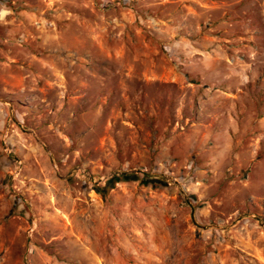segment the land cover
Here are the masks:
<instances>
[{
  "label": "rangeland",
  "instance_id": "1",
  "mask_svg": "<svg viewBox=\"0 0 264 264\" xmlns=\"http://www.w3.org/2000/svg\"><path fill=\"white\" fill-rule=\"evenodd\" d=\"M0 12V264H264V0Z\"/></svg>",
  "mask_w": 264,
  "mask_h": 264
},
{
  "label": "built area",
  "instance_id": "2",
  "mask_svg": "<svg viewBox=\"0 0 264 264\" xmlns=\"http://www.w3.org/2000/svg\"><path fill=\"white\" fill-rule=\"evenodd\" d=\"M21 164H18L17 170L15 173L20 171ZM72 175L79 180H81L83 183H90L94 186H98L100 183L104 184L106 181H108L112 175H101V176H95L92 175L89 171H87L84 167L77 165L76 167L73 168L72 170Z\"/></svg>",
  "mask_w": 264,
  "mask_h": 264
},
{
  "label": "clouds",
  "instance_id": "3",
  "mask_svg": "<svg viewBox=\"0 0 264 264\" xmlns=\"http://www.w3.org/2000/svg\"><path fill=\"white\" fill-rule=\"evenodd\" d=\"M4 15H6L5 12H0V19H2Z\"/></svg>",
  "mask_w": 264,
  "mask_h": 264
},
{
  "label": "trees",
  "instance_id": "4",
  "mask_svg": "<svg viewBox=\"0 0 264 264\" xmlns=\"http://www.w3.org/2000/svg\"><path fill=\"white\" fill-rule=\"evenodd\" d=\"M113 177H114V176H112L111 178H113ZM112 180H115V179H111V181H112ZM111 181H110V179H109L107 182H109V183H110Z\"/></svg>",
  "mask_w": 264,
  "mask_h": 264
},
{
  "label": "water",
  "instance_id": "5",
  "mask_svg": "<svg viewBox=\"0 0 264 264\" xmlns=\"http://www.w3.org/2000/svg\"><path fill=\"white\" fill-rule=\"evenodd\" d=\"M123 174L125 173V172H122Z\"/></svg>",
  "mask_w": 264,
  "mask_h": 264
}]
</instances>
